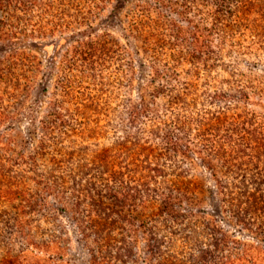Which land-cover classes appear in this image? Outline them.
I'll return each instance as SVG.
<instances>
[{"label": "rangeland", "instance_id": "374dc122", "mask_svg": "<svg viewBox=\"0 0 264 264\" xmlns=\"http://www.w3.org/2000/svg\"><path fill=\"white\" fill-rule=\"evenodd\" d=\"M1 3L0 93L7 92L0 104L16 111L0 124L2 138L12 137L3 157L17 163L23 151L39 159L38 168L53 165L57 158L51 162L37 145L40 126L50 123L52 157L71 151L73 165L98 168L80 174L77 190L91 180L102 195L109 185L128 196L123 206L121 197L75 190L73 217L45 222L68 246L54 264H92L99 243L118 264H149L143 244L154 231L176 233L179 241L162 244L163 256L173 250L184 264L203 248L220 254L217 225L232 233L231 251L248 239L227 211L231 197L245 207V186L220 160L223 150L229 157L234 148L252 151L246 164L255 176L246 185L264 178L256 144L264 134V0ZM205 164L217 170L222 190ZM11 245L15 253L23 244ZM23 247L27 256H41L38 247Z\"/></svg>", "mask_w": 264, "mask_h": 264}, {"label": "trees", "instance_id": "16d2710c", "mask_svg": "<svg viewBox=\"0 0 264 264\" xmlns=\"http://www.w3.org/2000/svg\"><path fill=\"white\" fill-rule=\"evenodd\" d=\"M0 7L4 9L6 3H1ZM207 3L209 0H203ZM1 28V27H0ZM198 26L193 25L191 30L196 32ZM198 35L193 34L191 38V44L194 46L195 37ZM207 35V34H206ZM4 36L0 32V38ZM194 48V47H193ZM196 48V47H195ZM198 53H204L203 50L199 49ZM0 69V80L1 78ZM5 84V81H1ZM12 86V85H11ZM21 84L15 86V89L19 90ZM2 88V87H1ZM14 88V87H13ZM7 92V89H1V93ZM0 93V94H1ZM2 103L4 99L0 98ZM59 106V105H58ZM10 105L5 104L2 107L0 104V124L2 121L6 123L11 122L15 116L16 111L11 109ZM50 125V123H49ZM48 123L41 125V137L38 139V152L45 153L47 159L52 162V159H56L54 164H50L48 167L38 168V158L29 155H24L23 151L19 152L20 161L17 163H10L9 157H3L4 154H8L5 150L6 143L12 140V137L2 138L0 132V246H3L0 251V264H54L57 259H62L63 254H57L60 249H67L68 246L62 245L59 242V237L55 236L53 231H45L47 226L45 222L48 219L52 221L57 220L59 214H66L67 216L73 217L75 213L72 209L76 205V196L74 191L76 185L81 182L78 177L82 173L85 176V171L98 172V168L90 163H78L73 165V153L68 152L69 157L64 155L63 157H52L51 151L47 149L48 137H51ZM261 140L256 141L257 146L259 145V151L264 157V134L261 135ZM172 142V141H170ZM175 142V141H173ZM15 143V141L13 142ZM171 144V143H170ZM173 144V143H172ZM176 144V143H175ZM235 151V152H233ZM243 152L237 148L232 149L230 157L226 154V150L222 151L221 163H229L234 173L233 180L241 178L240 182L245 186L244 199H242L245 207H241V200L235 201L234 197H231L228 202L227 211H229L231 217L235 221V227L240 225L242 229L247 231V238L245 241H241L238 249H228L227 244L234 242L231 237L232 233L225 231L221 225H217L219 228L218 238L219 242L222 243V247L216 246V249H220V254L215 256L214 254H208L203 248L199 251L197 257L194 256L191 259L194 263L192 264H264V178H258L255 180L253 186H247V180L254 178L255 174L249 170V166L246 162L249 160L250 153ZM51 156V157H50ZM21 163L27 165L28 169L21 167ZM212 174L217 175L215 182L217 183V191H220L224 187L223 181L220 177L218 178L217 170L210 167L209 164H205ZM26 170L28 173H26ZM226 172V171H225ZM231 173V171H229ZM95 175H97L95 173ZM240 175V177H238ZM250 177V179L248 178ZM70 179V180H68ZM67 184V185H66ZM235 184V183H233ZM90 185V187H89ZM93 182L87 180L84 185H79L78 190L85 189V197H102L106 196L109 200L115 199L121 201L123 206L128 196L127 193L123 194L121 191H116L109 185H105L107 193L102 195V192L97 189H92ZM77 190V191H78ZM120 192V193H118ZM121 197V200H118ZM221 202L224 200L220 199ZM101 204V203H100ZM70 206V207H68ZM221 210H224L221 208ZM164 212V210H162ZM79 220V219H78ZM84 221H82L83 223ZM83 226V224H82ZM86 226V225H84ZM83 226V228H84ZM83 228L77 230L79 236L88 237L86 231ZM46 232V233H45ZM47 233H50L47 237ZM158 235L157 237L155 236ZM174 234V235H173ZM156 237V238H155ZM38 238V239H36ZM230 238V239H229ZM155 239H157L155 241ZM13 240L22 241L23 245H20L19 249L12 253V242ZM94 242L95 239H93ZM171 242L172 244L179 241L176 237V233H157L152 232L150 239H144L143 247L146 248L145 253L151 256L149 264H184L179 262L178 253H170L168 256H163L162 244ZM58 242V244H56ZM137 241L128 244L127 248L131 250L135 249ZM219 243V244H220ZM38 247L41 252V256H35L31 258L27 256V247L23 246ZM125 244L117 246L123 248ZM235 247V246H234ZM133 248V249H131ZM143 248V249H144ZM53 249V252L49 250ZM109 247L107 248V250ZM225 249V250H224ZM55 250V251H54ZM94 250V249H93ZM93 250L88 249L89 253ZM118 250V249H117ZM96 255L90 256V262L92 264H118L115 258L109 257L106 253V245L101 243L97 244L95 249ZM136 252V251H135ZM97 253H100L97 255ZM56 257V258H55ZM137 252L132 255V262H135ZM173 258V261H170Z\"/></svg>", "mask_w": 264, "mask_h": 264}]
</instances>
